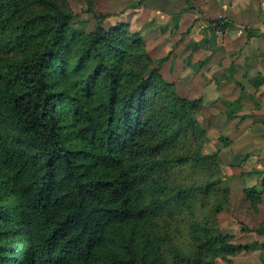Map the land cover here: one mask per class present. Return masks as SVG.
Here are the masks:
<instances>
[{"label": "trees", "instance_id": "obj_1", "mask_svg": "<svg viewBox=\"0 0 264 264\" xmlns=\"http://www.w3.org/2000/svg\"><path fill=\"white\" fill-rule=\"evenodd\" d=\"M74 17L69 0H0V264H217L256 248L264 264V239L217 224L230 187L202 151V99L127 22Z\"/></svg>", "mask_w": 264, "mask_h": 264}, {"label": "crops", "instance_id": "obj_2", "mask_svg": "<svg viewBox=\"0 0 264 264\" xmlns=\"http://www.w3.org/2000/svg\"><path fill=\"white\" fill-rule=\"evenodd\" d=\"M127 7L118 22H127L144 37L153 59L167 55L160 64L162 76L188 98L220 103L215 107L220 134L213 151L229 167V175L221 177L228 183L255 175V181L239 185V198L261 219L258 226L242 227H264V102L259 96L264 92V0H137ZM220 16L227 19L222 30L216 23ZM237 73L243 80L249 74L247 83L254 88L242 89ZM256 85L262 92L255 93ZM245 188L259 197L255 206Z\"/></svg>", "mask_w": 264, "mask_h": 264}, {"label": "rangeland", "instance_id": "obj_3", "mask_svg": "<svg viewBox=\"0 0 264 264\" xmlns=\"http://www.w3.org/2000/svg\"><path fill=\"white\" fill-rule=\"evenodd\" d=\"M137 0H91L89 3L87 0H69L72 9L75 12V17L73 19V26L82 28L86 31H89L94 28L97 17L104 15V24L106 26L111 25L112 23H117L122 12L127 10L128 5L134 3ZM88 4L91 5V10H86ZM115 25V24H113ZM202 27H199V32L203 34V31H200ZM205 31V30H204ZM248 36H250L247 33ZM214 35L211 36L213 38ZM215 37V36H214ZM215 42V38H213ZM239 49V52H241ZM255 72L250 73V75L255 74ZM213 74V73H211ZM260 75H262L259 72ZM258 74V75H259ZM237 79L240 78L243 83L242 89H246L251 87L247 83V76H243L244 80L241 78L242 76L237 73ZM254 88V87H251ZM250 88V89H251ZM262 87L255 90V93L262 92ZM180 91V89H178ZM259 92V93H260ZM261 99L264 102V92L260 93ZM220 103L216 100L204 101L200 105V108L195 113L196 120L198 124L203 129V140H202V151L203 152H211L214 150V147L218 143L216 139L218 138V128L220 127V118L215 115L216 106ZM222 121V120H221ZM259 123L255 122L254 127H256ZM221 130V128H220ZM220 143V141H219ZM226 171H229V167L224 165V163L219 161V173L218 176H226L229 175ZM176 177H190L194 175L192 170L188 167L180 168L176 170ZM252 176V177H250ZM244 180H240L239 178H235L229 180L228 185L230 186V182L232 181V187H230V192L228 199L224 205V208L218 213L217 224L219 228L223 232H231L233 233V239L235 242H248L254 239L263 240L264 239V231L258 232L255 231H246L242 232L241 227L243 224L258 226L260 223L261 215L255 214L247 205V202L241 201L239 198V185L246 184V180L251 182L255 181V175H245ZM261 179H258V181ZM264 222V220H263ZM258 235V236H257ZM263 251L261 249H256L253 251H241L235 255L230 256L232 259V263H228L222 258H217V264H253L258 263L261 259V255Z\"/></svg>", "mask_w": 264, "mask_h": 264}, {"label": "built area", "instance_id": "obj_4", "mask_svg": "<svg viewBox=\"0 0 264 264\" xmlns=\"http://www.w3.org/2000/svg\"><path fill=\"white\" fill-rule=\"evenodd\" d=\"M220 22H222V23H226L227 22V19H226V17H221L220 16ZM240 31L242 30V29H239Z\"/></svg>", "mask_w": 264, "mask_h": 264}]
</instances>
